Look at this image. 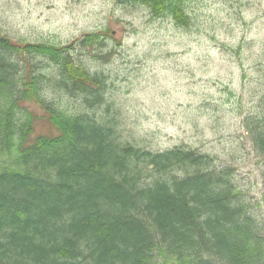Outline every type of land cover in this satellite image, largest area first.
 <instances>
[{
    "label": "trees",
    "instance_id": "16d2710c",
    "mask_svg": "<svg viewBox=\"0 0 264 264\" xmlns=\"http://www.w3.org/2000/svg\"><path fill=\"white\" fill-rule=\"evenodd\" d=\"M119 1L190 23L184 0ZM80 44L103 41L89 34ZM68 49L0 34V264H264V224L231 170L195 150L137 148L120 139L115 119L83 113L103 104L106 78ZM16 55L48 59L58 78L19 83ZM253 63L264 74V43ZM46 80L81 99L77 112L41 97ZM259 99L261 112L242 127L264 157V92ZM38 123L47 133L36 134Z\"/></svg>",
    "mask_w": 264,
    "mask_h": 264
},
{
    "label": "rangeland",
    "instance_id": "374dc122",
    "mask_svg": "<svg viewBox=\"0 0 264 264\" xmlns=\"http://www.w3.org/2000/svg\"><path fill=\"white\" fill-rule=\"evenodd\" d=\"M184 3L190 23L182 27L171 16L154 17L146 6L119 0H0V34L69 47L77 65L106 78L103 104L83 113L115 119L120 139L137 148L210 156L218 169L231 170L264 224V157L242 127L248 114L262 110L264 74L253 62L264 43V0ZM89 34L101 35L103 45L83 47ZM13 60L19 83L38 74L58 78V66L46 58ZM41 83L42 98L77 112L81 99ZM20 106L42 112L35 103ZM47 129L38 123L36 134Z\"/></svg>",
    "mask_w": 264,
    "mask_h": 264
}]
</instances>
